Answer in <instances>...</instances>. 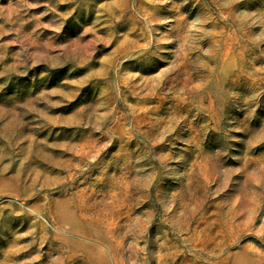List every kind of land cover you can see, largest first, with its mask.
Wrapping results in <instances>:
<instances>
[{
    "label": "rangeland",
    "instance_id": "rangeland-1",
    "mask_svg": "<svg viewBox=\"0 0 264 264\" xmlns=\"http://www.w3.org/2000/svg\"><path fill=\"white\" fill-rule=\"evenodd\" d=\"M0 264H264V0H0Z\"/></svg>",
    "mask_w": 264,
    "mask_h": 264
}]
</instances>
